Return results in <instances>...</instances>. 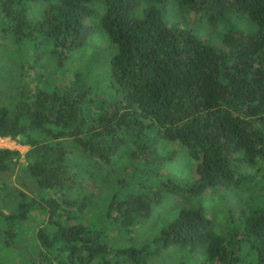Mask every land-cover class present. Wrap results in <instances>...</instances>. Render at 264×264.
<instances>
[{
	"label": "trees",
	"instance_id": "trees-1",
	"mask_svg": "<svg viewBox=\"0 0 264 264\" xmlns=\"http://www.w3.org/2000/svg\"><path fill=\"white\" fill-rule=\"evenodd\" d=\"M92 1L0 0V33L15 45L48 47L59 65L101 30L113 50L107 79L114 92L107 101L71 83L28 94L18 88L14 101L0 106V138L27 147L23 168L37 187L35 199L0 213V264L18 263L2 259L4 249L16 251L19 264H109L118 257L146 264L170 246L202 253L209 264H241L242 250L249 254L245 264H264V204L230 214L225 234L214 231L202 206L188 202L147 243L114 248L105 240L107 228L124 231L149 218L164 193L196 200L236 190L250 179L242 166L255 163L264 181V0H172L210 26L242 16L254 27L244 33L229 25L220 48L167 25L153 7L166 0H147L152 4L141 19L132 16L139 0H101L96 26L89 21ZM31 6L41 7L38 15L33 8V20ZM64 138L104 167L122 146H132L137 165L114 181L100 224L81 221L80 202L63 196L77 183L59 146ZM157 140L186 152L188 184L165 173L171 156L158 155ZM20 156L0 148V172ZM32 211L45 218L29 242L34 255L21 247L20 230Z\"/></svg>",
	"mask_w": 264,
	"mask_h": 264
},
{
	"label": "rangeland",
	"instance_id": "rangeland-1",
	"mask_svg": "<svg viewBox=\"0 0 264 264\" xmlns=\"http://www.w3.org/2000/svg\"><path fill=\"white\" fill-rule=\"evenodd\" d=\"M152 4L147 0H139L132 11V16L141 19L143 11ZM92 15L89 21L97 25V19L103 12L101 0H93L89 4ZM31 6L29 11L30 19L38 15L40 6L35 10ZM163 19L169 25L178 29L188 31L192 36L220 48L219 41L222 33L229 25L240 29L244 33L252 32L254 27L245 17L231 16L227 21L207 25L201 15L193 14L187 8L178 6L175 1L166 0L161 4H153ZM33 11V12H32ZM32 12V13H31ZM48 47L34 46L32 43H22L15 45L0 33V106H9L15 99L17 89L22 88L26 94L32 93L39 88L44 91L60 89L67 83L79 86L82 89L90 90L91 94L110 101L113 98L109 85L108 59L113 53L105 34L101 30H96L88 39L87 43L80 49L73 51L65 62L57 64L56 59L49 52ZM27 70L28 75L24 78L21 74ZM59 146L64 149V161L67 171L76 176V185L65 195L64 198L75 200L82 205L80 208V220L87 221L91 225L100 222L102 214L100 209L106 199L112 193L114 181L127 176L128 168H133L137 164L132 160V146L127 144L122 146L112 158L110 167L99 166L89 160L71 141L64 138L60 140ZM157 153L169 154L170 162L163 166L165 173L179 184H188L191 176V161L186 156V152L179 146H171L162 140H157ZM0 148L15 149L20 153V158L14 166L6 171L0 172V213L7 214L15 210L17 204L22 200L36 198L37 187L34 179L24 170L23 154L27 147L21 145L18 140L0 138ZM259 168V163L244 165L241 168L243 174H249L250 179L239 189L223 191L220 194H208L196 200L180 198L176 195L164 193L162 200L157 206L152 207L151 216L139 221L132 228L121 231L116 228H107L106 244L111 247L138 246L149 242L158 235L173 215L180 208H186L188 202L205 209L213 223L215 232L225 234L229 227L228 219L230 214L233 218L238 217L239 211L245 209L247 205L264 204V181L255 172ZM162 169V168H161ZM126 170V171H125ZM65 194V192H64ZM77 211L71 215H76ZM41 213L32 211L30 217L21 226L20 230L26 237L22 248H29L36 230L43 225L39 222ZM81 220V221H82ZM235 224L238 223L234 220ZM100 224V223H99ZM29 238V239H28ZM28 249L34 255L33 248ZM2 259H9L21 263L22 257L15 251L4 249ZM16 253V254H12ZM249 254L241 251V264H245ZM109 264H130L122 258H112ZM146 264H209L204 260L202 253L188 254L186 248L170 246L161 250L157 255L147 259Z\"/></svg>",
	"mask_w": 264,
	"mask_h": 264
},
{
	"label": "built area",
	"instance_id": "built-area-1",
	"mask_svg": "<svg viewBox=\"0 0 264 264\" xmlns=\"http://www.w3.org/2000/svg\"><path fill=\"white\" fill-rule=\"evenodd\" d=\"M8 149V148H7Z\"/></svg>",
	"mask_w": 264,
	"mask_h": 264
}]
</instances>
